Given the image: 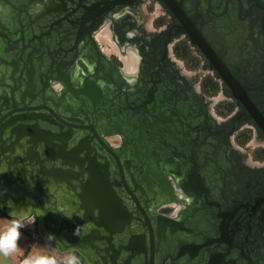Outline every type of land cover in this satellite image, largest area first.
Instances as JSON below:
<instances>
[{
  "label": "flooded vegetation",
  "instance_id": "1",
  "mask_svg": "<svg viewBox=\"0 0 264 264\" xmlns=\"http://www.w3.org/2000/svg\"><path fill=\"white\" fill-rule=\"evenodd\" d=\"M167 1L171 6L164 0H0L8 11L7 25L0 20L6 27L0 28L1 65L15 60L8 47L15 49L23 28L33 39L28 53L40 59L33 60L34 76L58 107L48 106L58 116L71 117V110L82 138L123 145L130 157L122 155L120 164H136L135 154L147 166L143 176L153 173L163 186L130 188L131 199L119 185L126 225L110 243L91 229L72 242L63 231L51 242L75 248L82 264H190L206 246L212 261L226 255L231 264H264V135L185 32L196 28L264 118V0ZM210 75L216 85L208 91ZM85 89L92 102L79 93ZM45 166L44 174L54 169ZM59 194L57 209L70 212L74 191L62 184ZM28 212L30 232L45 239L55 233L43 212L33 206ZM54 212L48 226L62 223ZM155 214L165 216L161 224L171 218L174 235L183 239L180 253L157 247L156 237L168 242L172 236L154 232ZM86 235L92 244L84 250Z\"/></svg>",
  "mask_w": 264,
  "mask_h": 264
},
{
  "label": "water",
  "instance_id": "2",
  "mask_svg": "<svg viewBox=\"0 0 264 264\" xmlns=\"http://www.w3.org/2000/svg\"><path fill=\"white\" fill-rule=\"evenodd\" d=\"M164 1L171 6L167 0ZM171 9L180 20L178 12ZM185 32L191 43L209 62L211 69L226 84L235 101L248 112L264 135V118L243 88L233 79L193 25L187 26ZM9 34L16 36L17 33ZM18 34V40L13 42L15 49L8 47V51L14 52L15 60L12 59L10 62L2 60L3 68L0 69V191L6 199L3 202L10 200L18 203L22 210L28 211V207L33 206L34 212L36 209L43 212L45 226L52 229L57 238L65 231L68 235L67 242H72L75 235L79 237L83 231L91 229L90 233L94 234L99 242L110 243L112 234L117 231L120 233L126 225L120 217L122 213H127L117 192L120 186L133 199L135 196L130 188L141 191V184L148 188L154 184L162 188V183L153 173H149V180L143 176L145 171L143 168L147 166L137 160L133 154L134 149L131 152L136 164L123 162L121 165L119 159L122 155L130 157V151L123 145L118 148L108 147L97 137L82 138L80 135L82 128L78 127L82 123L75 118L76 115L71 110L67 109L71 117L58 116L48 106L50 102L53 107H58L44 98L47 86L41 77L34 76L33 60L39 64L40 59H34L31 52L28 53L29 49L32 51L33 39L30 40L21 27ZM1 40L9 41L3 35ZM42 45L39 43L40 47ZM0 49L3 50L2 47ZM84 84L86 88L89 83ZM79 93L92 102L88 90ZM79 102L84 104L83 100ZM45 165H52L54 169L44 174L41 169L46 167ZM62 184L69 186L77 198V202H72L70 212H65L62 205H59L60 209L56 206V199L58 198L59 202L60 196L62 197L59 194ZM52 211H56L54 213L62 217V223L48 226V223H53ZM64 212L68 213L67 220ZM160 218L163 219L165 216L162 214L152 216L154 232L172 237L168 242L165 240L161 242L160 237H156L157 247L160 248L163 244L167 252L177 250L180 253L183 239L174 235L171 218H167L164 224L160 223ZM65 223L67 225L69 223L70 226H63ZM148 233L153 243V235L149 231ZM91 238V235H86L80 239L84 250L91 248ZM218 244L222 246L221 252L226 250L224 242ZM210 250V247L206 246L201 253L189 258L190 264H231L226 262V255L212 261Z\"/></svg>",
  "mask_w": 264,
  "mask_h": 264
},
{
  "label": "clouds",
  "instance_id": "3",
  "mask_svg": "<svg viewBox=\"0 0 264 264\" xmlns=\"http://www.w3.org/2000/svg\"><path fill=\"white\" fill-rule=\"evenodd\" d=\"M31 223L34 220L26 215L14 216L9 222L0 224V255L9 257L20 249L21 229ZM46 239L49 242L56 240L55 233H48ZM22 264H82V259L75 248L59 250L52 247L26 255Z\"/></svg>",
  "mask_w": 264,
  "mask_h": 264
},
{
  "label": "crops",
  "instance_id": "4",
  "mask_svg": "<svg viewBox=\"0 0 264 264\" xmlns=\"http://www.w3.org/2000/svg\"><path fill=\"white\" fill-rule=\"evenodd\" d=\"M6 9L7 7L3 9L2 5L0 4V20L4 24H6L8 20L7 18L8 11ZM3 28H6V27L4 26ZM2 68L3 66L0 63V69ZM2 193L3 192L0 191V224L9 222L11 219L14 218V216L24 217L27 215L33 219V216L30 214V212L26 210H22L23 208L19 207L18 203L15 204L10 200L6 202L4 201L5 202L4 203L3 200H6V199H4V197L2 196ZM31 224L21 229L22 235H21V240H20V245H21L20 249L9 257H4L0 255V264H22L23 258L32 252L43 251L46 248H52V247L59 249L52 242H49L48 240H46L45 237H43V235L40 232L39 233L30 232L29 230H30ZM37 239L38 241H36Z\"/></svg>",
  "mask_w": 264,
  "mask_h": 264
},
{
  "label": "rangeland",
  "instance_id": "5",
  "mask_svg": "<svg viewBox=\"0 0 264 264\" xmlns=\"http://www.w3.org/2000/svg\"><path fill=\"white\" fill-rule=\"evenodd\" d=\"M208 77H209V79L206 80L205 86H206L207 90L210 91L215 87L216 82L211 78V75ZM36 241H38V239Z\"/></svg>",
  "mask_w": 264,
  "mask_h": 264
},
{
  "label": "bare ground",
  "instance_id": "6",
  "mask_svg": "<svg viewBox=\"0 0 264 264\" xmlns=\"http://www.w3.org/2000/svg\"><path fill=\"white\" fill-rule=\"evenodd\" d=\"M131 62H132V61H131ZM127 63H128V62H127ZM127 63H126V64H127ZM128 64H129V63H128ZM131 65H132V64H131ZM126 68H128V67L126 66ZM130 70H131V69H130Z\"/></svg>",
  "mask_w": 264,
  "mask_h": 264
}]
</instances>
